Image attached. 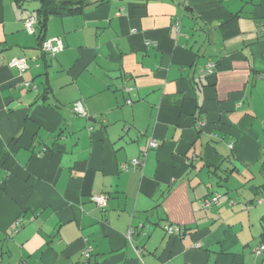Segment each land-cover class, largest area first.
I'll return each instance as SVG.
<instances>
[{
    "label": "crops",
    "instance_id": "crops-1",
    "mask_svg": "<svg viewBox=\"0 0 264 264\" xmlns=\"http://www.w3.org/2000/svg\"><path fill=\"white\" fill-rule=\"evenodd\" d=\"M87 2L0 0V264H264V0Z\"/></svg>",
    "mask_w": 264,
    "mask_h": 264
},
{
    "label": "built area",
    "instance_id": "built-area-1",
    "mask_svg": "<svg viewBox=\"0 0 264 264\" xmlns=\"http://www.w3.org/2000/svg\"><path fill=\"white\" fill-rule=\"evenodd\" d=\"M35 24H36V19H35V17L33 15H29L28 17H26L24 19V27L29 33L34 32ZM177 25H178V22H176L174 24V26H176V27H177ZM261 30L264 31V25L261 27ZM62 48H63V44H62V41H61V39L59 37H53L51 39H45L42 42L41 47H40L41 51H43V52H45L47 54H51V55L52 54L54 55L58 51L62 50ZM8 64H9V66L16 68L19 72H23V71H25L26 69L29 68L28 59L26 57H13V58L10 59ZM213 68H214V64H211V63L208 64L207 68H206V72L207 73L212 72ZM24 84L27 87L33 86V85H31L30 82H25ZM127 102H130V101L127 100ZM72 111L74 113L78 114V115H81V116L87 117V115H88L87 111L84 109V107L82 106L80 101H75L72 104ZM149 147L150 148L157 147V142L154 139H151L150 142H149ZM146 154L147 153L144 152L141 157L132 159L131 163L133 165H143L144 159L146 157ZM91 199H92V201H94L96 203V205H98L100 207H103V206L106 205V197H105L104 194L93 195V196H91ZM217 200H218V195L211 196V198H207V199L204 200L203 206L204 207H209L213 203H215ZM164 230L166 232H168L169 234H172V233H174V231L176 229H175L174 225H165L164 226ZM90 250H91V248L89 246H87L85 248V250H84V254L87 257L90 254ZM263 251H264V244H260L257 247V249H256V253L259 254V253H262ZM139 252L140 251L136 250V253H137L138 256H139Z\"/></svg>",
    "mask_w": 264,
    "mask_h": 264
},
{
    "label": "trees",
    "instance_id": "trees-1",
    "mask_svg": "<svg viewBox=\"0 0 264 264\" xmlns=\"http://www.w3.org/2000/svg\"><path fill=\"white\" fill-rule=\"evenodd\" d=\"M14 1L16 2L19 8H23L25 2L29 0H14ZM37 2H38V6L32 11V14L36 19V30H34V32L36 33V36L38 37L39 40L38 49L42 54H46L45 52L41 51L40 47L42 42L45 40L43 39V31L45 29L47 19L50 17V15L69 14L80 11L82 10L83 6L88 4V2L87 0H37ZM47 94H48V87H45L42 98H44ZM230 203L233 204L234 202L231 201ZM261 219L264 220V216H262Z\"/></svg>",
    "mask_w": 264,
    "mask_h": 264
},
{
    "label": "rangeland",
    "instance_id": "rangeland-1",
    "mask_svg": "<svg viewBox=\"0 0 264 264\" xmlns=\"http://www.w3.org/2000/svg\"><path fill=\"white\" fill-rule=\"evenodd\" d=\"M39 60H40V59H39ZM39 62H40V61H39ZM28 63H29V66H30L31 64L34 65V66L37 65L36 62H34V61L32 62L31 59H29ZM32 67H33V66H32ZM219 189L222 190L221 188H219ZM234 193H235V191H234ZM221 197L223 198V197H226V196L223 195V196H221Z\"/></svg>",
    "mask_w": 264,
    "mask_h": 264
}]
</instances>
